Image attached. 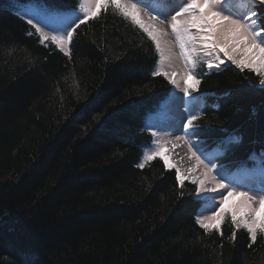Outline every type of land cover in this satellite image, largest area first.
Returning <instances> with one entry per match:
<instances>
[{
	"label": "trees",
	"instance_id": "trees-1",
	"mask_svg": "<svg viewBox=\"0 0 264 264\" xmlns=\"http://www.w3.org/2000/svg\"><path fill=\"white\" fill-rule=\"evenodd\" d=\"M47 3L70 12L79 0ZM16 10L0 0V264H264L259 232L252 242L224 217L222 236L205 233L197 185L181 187L159 157L137 167L152 141L148 117L172 90L152 75L158 55L146 34L102 6L76 30L69 58ZM197 79L205 107L195 123L216 131L196 138L211 149L220 129L242 137L217 164L264 151L257 75L225 61Z\"/></svg>",
	"mask_w": 264,
	"mask_h": 264
},
{
	"label": "snow or ice",
	"instance_id": "snow-or-ice-1",
	"mask_svg": "<svg viewBox=\"0 0 264 264\" xmlns=\"http://www.w3.org/2000/svg\"><path fill=\"white\" fill-rule=\"evenodd\" d=\"M140 3H146L156 13L149 16L148 22L142 18L137 4L129 5L124 0H79L78 9L71 12L50 6L47 0H27L26 3L14 0L17 9L14 14L22 19L31 17L26 19V23L35 30L40 41L50 42L69 58H71V44L76 30L89 19L96 18L102 6L105 9L109 6L114 7L138 26L152 42L158 55L152 75L167 78L172 85L183 92V96L179 99L185 105L182 120L186 122L181 124V130L187 129L188 132L185 136L176 137V140H183L191 157L195 158L196 167L191 171L195 172L196 168L203 166V174L191 178V183L197 185V188L190 195L199 205L195 222L205 233L215 230L222 236L220 222L224 217H230L234 229L243 227L248 232L250 240L255 242L258 232L264 236V195L259 196V207H256L254 205L257 197L251 195V192L264 193V151L253 152L245 161L239 163L217 164L218 160L234 153L242 143V137L236 130L220 129L221 134L211 149L205 139H188V137L202 136L206 130L216 131L212 128H202L195 123L203 114L205 104L203 94L194 96L193 93L199 91L201 81L197 79L198 74L221 70V66L225 63L221 55L239 70L247 69L255 73L259 78L260 91L264 92V44L260 43L264 40V24L259 22L264 20V17L259 16L255 10L257 5L264 8V0H179V3L178 0H140ZM177 6L179 10L171 14ZM168 16L170 19L167 23L176 38L184 61L182 84L174 78L177 72L171 68L173 54L169 42L165 39L168 33L161 27L165 24L162 18ZM45 28L51 29V32H45ZM32 34L31 31L28 33V35ZM240 45H243L245 50L251 48L258 51L261 54L259 61L246 62L229 53V48ZM166 62L171 70H166ZM202 65L205 66V71L198 73ZM73 80L78 88L79 81L75 80V73ZM249 87L255 88L256 85L250 84ZM173 93L174 90H170V104L175 103L176 97L179 96L178 93L175 95ZM184 97L189 99L184 100ZM152 137L153 141L149 147L154 150L146 152L137 167L144 169L159 157L166 168L176 170L179 184L183 187L187 177L181 175L177 165L169 163L168 157L164 155L169 141L160 138L157 132H152ZM234 168L236 171H233ZM253 172L259 173L258 182L251 178ZM245 188L249 191H244ZM221 190H225L226 194ZM180 195L184 196L185 193L181 191ZM232 197L240 199L229 208V199ZM205 212H211V215H203ZM222 213L224 216H221ZM249 215L251 219L248 218ZM213 221L217 222L213 223ZM235 235L234 230L233 240Z\"/></svg>",
	"mask_w": 264,
	"mask_h": 264
},
{
	"label": "rangeland",
	"instance_id": "rangeland-1",
	"mask_svg": "<svg viewBox=\"0 0 264 264\" xmlns=\"http://www.w3.org/2000/svg\"><path fill=\"white\" fill-rule=\"evenodd\" d=\"M124 2L129 5L133 3L137 4L138 9L141 12V16L146 22H148L150 15H156V13H154L152 9L146 3H140V0H124ZM178 3H179V0H178ZM76 9H78V7ZM178 10H179V7L177 6L171 14H174L175 11H178ZM226 14H230V13H226ZM29 18L31 17H25L24 19H29ZM162 19L165 20V24L161 25V27L165 28L168 33L165 39L169 42V46L173 54V63H172L171 68H174L177 72V76H175L174 78L180 81L182 84L183 81L181 77L183 75V70H184L183 57L180 55L179 45L176 42V38L174 34L172 33L171 27L167 23V21L170 19V16L163 17ZM36 22L39 23V21H36ZM41 27H44V26L41 25ZM45 32H51V29L45 28ZM260 43L264 44V40H261ZM228 50L231 55H234L237 57V59H241L246 62L248 60H254L255 62H258L261 56V54L254 49L249 48L245 50L243 45H240L236 48H229ZM221 59H224L225 61H229L223 55H221ZM155 68H156V65H155ZM155 68H154V71H155ZM165 68L166 70H171L167 62L165 63ZM172 90H174L173 95H175L176 93L179 94V96H177L175 99V103L170 104L169 103L170 97L168 96L167 99L160 105L159 109L148 117L146 129L150 131L151 134L152 132L159 133L160 138L169 141V143L167 144V151H165L164 155L168 156L170 160L169 163H174L177 165V167L180 169L181 175H184L187 177V179H185L184 182H191L192 177L201 176L203 174V166L196 168L195 172L191 171L192 168L196 167L195 158L191 157L188 147L183 142V140H176V137L185 136L188 130L187 129L181 130V124L186 122L182 120V116L185 110V105L179 99V97L183 96V92L181 89H177L176 86L174 85H172ZM188 99H189L188 97H184V100H188ZM188 139H197V138L189 136ZM152 141H153V138H152ZM171 148H173V150H170ZM153 150L154 149L150 147L144 148L143 155L141 157L140 162H142L143 156L146 152H151ZM197 154L199 155V152ZM201 159H203V156H201ZM205 162L207 163V161ZM251 178L258 182L260 179V175L258 172H253V175ZM221 191H225V190H221ZM244 191H249V189L245 188ZM225 194H226V191H225ZM251 195H254L257 197V201L254 206L259 207V204H258L259 196L264 195V193L251 192ZM217 199H220V197H217ZM239 199L240 198L238 197L230 198L228 207L229 208L233 207ZM203 215L210 216L211 212H205L203 213ZM223 215L224 214L222 213L221 216ZM238 216H239V213H238ZM248 218L251 219L252 218L251 215H249ZM216 222L217 221H213V223H216Z\"/></svg>",
	"mask_w": 264,
	"mask_h": 264
},
{
	"label": "bare ground",
	"instance_id": "bare-ground-1",
	"mask_svg": "<svg viewBox=\"0 0 264 264\" xmlns=\"http://www.w3.org/2000/svg\"><path fill=\"white\" fill-rule=\"evenodd\" d=\"M145 5V4H144ZM170 150H173V148H171ZM168 155V154H167ZM168 157V156H167ZM168 160H169V158H168ZM169 162H170V160H169Z\"/></svg>",
	"mask_w": 264,
	"mask_h": 264
}]
</instances>
